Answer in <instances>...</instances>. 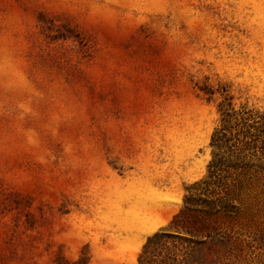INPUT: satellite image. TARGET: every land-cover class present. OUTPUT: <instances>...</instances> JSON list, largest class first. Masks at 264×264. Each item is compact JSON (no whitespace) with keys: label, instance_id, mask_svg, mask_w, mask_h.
Here are the masks:
<instances>
[{"label":"rangeland","instance_id":"1","mask_svg":"<svg viewBox=\"0 0 264 264\" xmlns=\"http://www.w3.org/2000/svg\"><path fill=\"white\" fill-rule=\"evenodd\" d=\"M241 107L264 0H0V264H264V193L169 227Z\"/></svg>","mask_w":264,"mask_h":264},{"label":"trees","instance_id":"2","mask_svg":"<svg viewBox=\"0 0 264 264\" xmlns=\"http://www.w3.org/2000/svg\"><path fill=\"white\" fill-rule=\"evenodd\" d=\"M210 144L217 151L208 164L207 177L194 184L199 191L187 189L183 208L169 223L170 228L202 237L210 233L211 218L233 207L237 192L264 193V111L244 107L223 111Z\"/></svg>","mask_w":264,"mask_h":264}]
</instances>
